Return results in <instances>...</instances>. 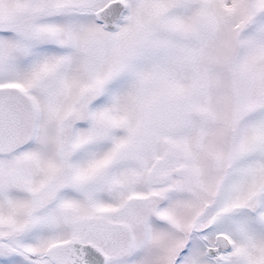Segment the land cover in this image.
<instances>
[{"label": "snow or ice", "instance_id": "1", "mask_svg": "<svg viewBox=\"0 0 264 264\" xmlns=\"http://www.w3.org/2000/svg\"><path fill=\"white\" fill-rule=\"evenodd\" d=\"M0 264H264V0H0Z\"/></svg>", "mask_w": 264, "mask_h": 264}]
</instances>
